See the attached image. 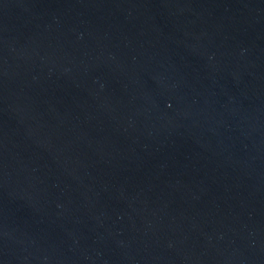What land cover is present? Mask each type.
I'll use <instances>...</instances> for the list:
<instances>
[{
  "label": "water",
  "instance_id": "obj_1",
  "mask_svg": "<svg viewBox=\"0 0 264 264\" xmlns=\"http://www.w3.org/2000/svg\"><path fill=\"white\" fill-rule=\"evenodd\" d=\"M0 264H264V0H0Z\"/></svg>",
  "mask_w": 264,
  "mask_h": 264
}]
</instances>
